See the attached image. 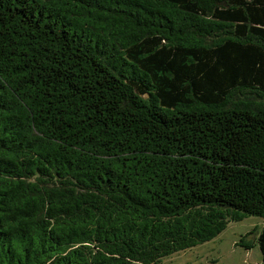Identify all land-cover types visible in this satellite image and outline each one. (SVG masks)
Here are the masks:
<instances>
[{
	"label": "trees",
	"instance_id": "16d2710c",
	"mask_svg": "<svg viewBox=\"0 0 264 264\" xmlns=\"http://www.w3.org/2000/svg\"><path fill=\"white\" fill-rule=\"evenodd\" d=\"M263 225L264 0H0V264H159Z\"/></svg>",
	"mask_w": 264,
	"mask_h": 264
},
{
	"label": "rangeland",
	"instance_id": "374dc122",
	"mask_svg": "<svg viewBox=\"0 0 264 264\" xmlns=\"http://www.w3.org/2000/svg\"><path fill=\"white\" fill-rule=\"evenodd\" d=\"M262 225L263 219L258 217L229 223L213 240L174 253L162 259L159 264H260L261 253L257 244L251 250H245L236 244L242 236Z\"/></svg>",
	"mask_w": 264,
	"mask_h": 264
}]
</instances>
